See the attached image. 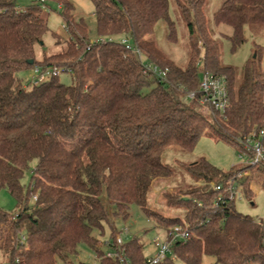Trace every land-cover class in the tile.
<instances>
[{"label": "trees", "instance_id": "trees-1", "mask_svg": "<svg viewBox=\"0 0 264 264\" xmlns=\"http://www.w3.org/2000/svg\"><path fill=\"white\" fill-rule=\"evenodd\" d=\"M47 1L62 7L69 37L67 48L37 60L35 44L49 28ZM92 1L100 38L90 42L88 24L74 15L72 0L26 6L0 0V188L17 202L15 212L0 207V264H85L74 261L82 241L97 254V264H147L150 256L138 238L118 243L116 234L126 226L112 225L107 243L113 252L106 253L104 241L93 235L112 217L127 219L132 204L167 233L176 225L190 232L154 264H203L204 255L214 256L213 264H264V222L241 212L229 190L214 188L233 181L252 200L251 177L237 175L260 170L264 188V163L228 171L201 157L183 167L203 185L167 195L168 206H182L184 215H165L148 202L155 180L174 173L162 159L168 146L191 150L207 135L242 150L239 139L264 126L262 48L239 74L221 60L206 0H174L187 28L189 57L180 66L153 38L161 18L169 36L175 33L170 0ZM213 20L232 26L228 37L235 49L245 40V25L264 29V0H224ZM148 63L167 69L166 78L146 70ZM33 67L40 76L23 84L18 72ZM204 69L227 78L224 112L186 98L198 90ZM54 70L70 72L73 82H63Z\"/></svg>", "mask_w": 264, "mask_h": 264}, {"label": "rangeland", "instance_id": "rangeland-1", "mask_svg": "<svg viewBox=\"0 0 264 264\" xmlns=\"http://www.w3.org/2000/svg\"><path fill=\"white\" fill-rule=\"evenodd\" d=\"M32 0H18L19 5L26 6ZM224 0H206V14L210 19V27L213 29L214 36L221 40V60L225 64H231L236 67L239 74L243 65L248 59L255 54L257 46L262 48L261 64L264 70V29H259L250 25H245V40L242 41L235 49L231 47L229 35L233 33L232 26L226 23H216L213 20V13L216 11ZM74 3V15L78 18L83 17L89 28V41H95L100 38L97 31V19L94 15V3L92 0H72ZM49 10L48 30L43 35L42 41L35 44V58L40 60L44 55H51L67 48L66 39L69 32L65 27L62 16V7L55 1H47L44 5ZM169 17L176 22V30L173 36H169L167 20L159 19L154 26L153 38L157 41L162 50L180 66H185L188 61L187 28L185 22L180 18L178 8L174 0H170ZM58 34V37L55 35ZM201 58L204 56V48L201 47ZM23 84L40 76L36 67L21 69L18 72ZM59 78L65 83H72V74L68 71H60ZM201 157H205L216 167L223 170H230L233 166L239 167L246 164L248 156L242 154V151L234 143L226 140H216L207 135H201L191 150L185 149L180 145L168 146L163 154L162 159L170 164L174 170L172 176L155 180L150 193L148 202L151 208L168 216L184 215L185 208L178 205L170 207L167 204V195H179L182 191L202 186L203 182L197 180L194 176L189 175L184 163L193 162ZM36 164V160L30 163V167L25 171L22 178L23 184L30 182V170ZM242 176H250L248 180L251 189L254 191L252 200L245 197L242 192L243 187L234 186L235 204L237 208L264 222V188L261 185L262 172L260 170L245 169L241 171ZM238 176V175H237ZM216 189V187H214ZM217 190V189H216ZM187 198L192 196L185 195ZM106 201V197H104ZM0 207L9 212H15L17 202L13 195L5 187L0 188ZM111 221L105 222L103 229L95 228L93 235L100 237L103 241V250L113 252L114 248L108 245V240L112 238V225L117 229L126 226L128 234H122V240L127 241L131 238H138L143 244L144 256H152L157 251L155 240H166L167 231L159 226L155 219L148 216L141 206L132 204L130 207V216L127 219L122 217H112ZM117 240L119 233L116 234ZM75 263L97 264L99 258L94 250L90 248L87 242L82 241L78 245V253L74 258ZM214 256L204 255L203 264H213ZM179 264H184L179 261Z\"/></svg>", "mask_w": 264, "mask_h": 264}, {"label": "built area", "instance_id": "built-area-1", "mask_svg": "<svg viewBox=\"0 0 264 264\" xmlns=\"http://www.w3.org/2000/svg\"><path fill=\"white\" fill-rule=\"evenodd\" d=\"M125 41V40H123ZM146 70L157 74L161 79H165L167 75V69H162L159 66L148 63ZM54 74H58V70L53 71ZM186 98L191 100L197 98L201 104L212 107L214 110L224 112L230 103L229 88L227 78L224 74H217L210 69L202 70L200 74V83L197 91H190L187 93ZM243 146L242 154L248 156L246 164H262L264 163V126L259 130L253 131L246 138L239 139ZM240 174H242L240 172ZM238 173V177H242ZM235 183L230 182L229 186H215L217 190H229L230 197L235 198L233 191ZM122 234H128L126 227ZM122 234L118 236V243L122 244ZM190 235L189 230L181 225H176L171 231L167 233L165 241L155 240L157 251L154 255L148 257L146 263L154 264L162 260L167 253L171 252L173 244L177 240H187Z\"/></svg>", "mask_w": 264, "mask_h": 264}, {"label": "water", "instance_id": "water-1", "mask_svg": "<svg viewBox=\"0 0 264 264\" xmlns=\"http://www.w3.org/2000/svg\"><path fill=\"white\" fill-rule=\"evenodd\" d=\"M29 62H30V63H33V59H30ZM185 198L188 199L187 197H185Z\"/></svg>", "mask_w": 264, "mask_h": 264}]
</instances>
